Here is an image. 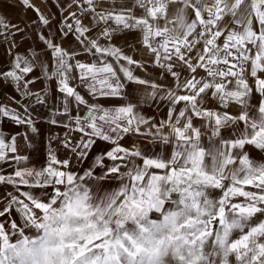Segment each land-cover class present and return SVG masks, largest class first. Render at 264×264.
Masks as SVG:
<instances>
[{
  "label": "snow or ice",
  "instance_id": "6c2138e0",
  "mask_svg": "<svg viewBox=\"0 0 264 264\" xmlns=\"http://www.w3.org/2000/svg\"><path fill=\"white\" fill-rule=\"evenodd\" d=\"M19 3L36 13L31 23L46 59L37 50L29 57L26 49L0 69V81L23 101V111L0 104V125L7 120L25 130L10 138L0 131V165L16 166L0 174V185L23 197L9 192L0 217L15 206L44 238L9 245L0 237V264H264V159L248 151L264 153V0H54L67 13L55 31L51 13L29 0ZM27 27L0 15L5 55L19 48L16 35ZM128 34H136L134 42L115 43ZM201 70L204 77L197 76ZM133 84L148 99L167 102L166 119L154 122L142 113L129 99ZM254 91L262 98L256 109L249 103ZM208 96L223 109L238 105L239 114L204 108ZM111 99L124 103L101 102ZM36 107L46 110L49 125L65 129L50 143L60 139L79 162L97 140L112 147L82 171L71 170L70 160L58 159L51 147L46 166H28L29 158L16 154L17 139L39 133ZM194 118L207 121L206 130ZM129 134L151 137L171 153L123 146ZM97 168L106 171L97 174ZM109 177L116 186L89 203L92 186ZM73 220L79 223L70 227ZM10 227L17 229V222Z\"/></svg>",
  "mask_w": 264,
  "mask_h": 264
},
{
  "label": "rangeland",
  "instance_id": "374dc122",
  "mask_svg": "<svg viewBox=\"0 0 264 264\" xmlns=\"http://www.w3.org/2000/svg\"><path fill=\"white\" fill-rule=\"evenodd\" d=\"M30 4L34 5L35 7L41 9L45 14L51 13V21L53 24V31H55L56 28H58L60 25L57 23L62 17V15H67V13H61L60 10L55 6L54 0H29ZM119 2V1H117ZM104 3L106 5H110L112 3V0H104ZM0 15H3L7 18V20L11 21L12 24L18 25L21 28H24L25 25H28L26 29V33L21 36L20 34L16 35V41L19 44V48L12 47L11 50L8 52L7 55H5V49L9 47L8 44L3 43L2 38H0V69H6L8 67V60L11 58L12 53L20 52L24 53L27 49V55L31 57V53L33 50L41 51V58L46 59V57L43 55V44L38 40L39 32L34 30V26L32 25V21L36 19V13L31 10H27L23 7H21L19 0H0ZM90 18L85 19V23L87 24L89 22ZM47 31V29H45ZM136 34H128L125 35L123 38L117 37L115 40V43L118 45H123L125 43V40L129 42H134ZM57 36L59 34L57 33ZM11 39V38H9ZM59 42V39L58 41ZM64 46L68 47V40L64 41ZM127 50V47H126ZM134 54L136 59H140V53H130ZM149 73H155L158 75V70L153 69L152 67H149L148 69ZM36 75H39V69H37ZM136 75L141 77H147V73L143 72L142 70L137 69ZM198 77H204L205 73L201 70L197 73ZM249 83L252 84L253 81L250 78ZM168 85H173V80L171 78H168L167 80ZM42 87L41 83H37L35 85V88L38 90ZM8 91V92H7ZM14 86H11L9 84L4 83L3 81H0V104H4L7 102V99L5 98L6 94L14 92ZM128 92L131 94L129 99L132 102H138L140 103V109L143 114H145L147 117L152 118L153 121H159L166 119V113L168 111V106L166 101H159L158 99L156 101H153L151 99H148L146 96V90L143 86L138 85H130L128 88ZM56 95V89L55 85H52V96L53 98ZM261 97L258 93L255 91L253 92L252 97L250 98V105L253 107V109L258 108V105L261 101ZM19 100H12V103H9V106H15L16 102ZM21 101V100H20ZM19 101V102H20ZM23 103V101H21ZM105 105H120L123 104L124 101L120 99H111L106 101H101ZM203 107L206 109H212L216 111H228L232 115H238L239 114V106L232 103L229 105L227 109H223L221 105H219V102L211 96H208L204 103ZM39 114L37 120V126L39 128L38 134H32L28 133V138L32 140V145L29 147V151L32 153L31 156H27L28 159V166L39 168L41 166H46V160H47V152L49 147H51L52 150L55 151L57 154L58 159L64 160L69 159L70 160V168L74 171H82L83 169H87L90 167L91 163L93 162V159L96 155L100 154L101 152H105L109 150L112 145L108 142H103L100 140H97L96 145L93 146L88 158L83 161L79 162L77 160V157L67 151L61 143L60 139H53L50 143V138L53 136L63 137L65 129L62 127L52 126L49 125L46 121L48 119V113L45 109L41 107H36L34 112ZM45 111V112H44ZM45 114V115H44ZM43 119L44 121L42 122ZM194 126L200 127L202 130H206L207 127V121H205L203 118H194ZM7 126L5 125V121L0 125V131L5 132L7 129ZM22 129H24L22 127ZM165 133H167L168 129L163 130ZM230 130H224L223 135L225 137L229 136ZM73 136H77V134H73ZM20 140V136H18V139ZM24 140V137H23ZM18 142V141H17ZM205 146H208L209 140L207 136H205L202 140ZM19 143V142H18ZM120 143L123 146L131 147L132 145H138L142 149L150 150L151 152H162L166 155L171 153V147L165 146L162 144H159L158 142H153L151 137H140V136H133L132 134L127 135ZM25 150L21 147H18L17 155H23L22 152ZM248 151L252 158H254L257 161H261L264 159V153H261L260 151L248 147ZM20 152V153H19ZM24 156V155H23ZM105 164L110 165L112 162L105 159ZM14 164H3L0 165V174L8 175L14 172L15 170ZM64 170V169H61ZM102 171H106L105 169H96V173L99 174ZM101 184L100 186L93 185L90 191V196L92 197V203L95 204L97 202L98 195H102L103 191H107V189L113 188L116 186L117 181L114 179H111V177L107 178L104 182H98ZM104 188V189H102ZM22 190L25 191H32L33 194H38L40 190L35 189H27L22 188ZM246 190H254L251 189L249 186H246ZM50 191V190H49ZM11 192L12 195H16L19 197V193L15 191V189L10 185H0V211H3L4 207L7 206L10 196H8V193ZM213 195L218 196L220 193L214 192ZM23 199V197H19ZM243 198H234V202H241ZM27 202V201H26ZM59 205H55V207H58ZM39 214V210H36ZM158 215V214H157ZM12 220H15L18 224V228L15 230H12L10 225ZM43 221V215H40L37 219L36 223H40ZM75 220H73L70 224V227H75L77 223H74ZM0 223H5V232L0 233V237H6L7 242L9 245L14 244H22L25 240L31 242V241H37L40 242L44 238V232L41 228L36 227L34 224L26 223L23 217H19V214L15 212V206H13V210L11 214H6L4 217H0ZM23 226V227H22ZM4 244V239L0 238V247H2Z\"/></svg>",
  "mask_w": 264,
  "mask_h": 264
},
{
  "label": "crops",
  "instance_id": "0c3cea01",
  "mask_svg": "<svg viewBox=\"0 0 264 264\" xmlns=\"http://www.w3.org/2000/svg\"><path fill=\"white\" fill-rule=\"evenodd\" d=\"M117 1H119V0H117ZM5 98L7 99V102H5L4 104L7 105V106H9L8 102L12 103L11 99L12 100H16L17 99L19 101L21 100L19 94L16 91L6 94ZM21 104H22L21 101H20V103H18V101H17L16 102L17 107L12 106V108H17L18 110L23 111V108L21 107ZM9 107H11V106H9ZM33 114L35 116L37 114L36 111ZM41 120H42V122L44 121L43 119H41ZM37 121H39V120H37ZM5 125L7 126V128H6L7 130L4 132V134L7 137H9V138L11 137V135H14V134H17V133H23L25 131L24 129H22L21 126H16V125L10 123L7 120H5ZM27 135H29V134H27ZM23 137H24V135H20V140H17L19 142V143L17 142L18 143V147H21L22 149L23 148L25 149L22 152V154L24 156H31L32 153L29 151V149H30L29 147L32 145V140L30 138L25 139V137H24V140H23Z\"/></svg>",
  "mask_w": 264,
  "mask_h": 264
},
{
  "label": "clouds",
  "instance_id": "9594fccd",
  "mask_svg": "<svg viewBox=\"0 0 264 264\" xmlns=\"http://www.w3.org/2000/svg\"><path fill=\"white\" fill-rule=\"evenodd\" d=\"M89 203H92V197L90 196ZM74 223H79V221H74Z\"/></svg>",
  "mask_w": 264,
  "mask_h": 264
}]
</instances>
